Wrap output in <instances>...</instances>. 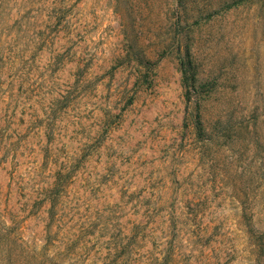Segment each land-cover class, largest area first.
Here are the masks:
<instances>
[{
  "label": "rangeland",
  "instance_id": "obj_1",
  "mask_svg": "<svg viewBox=\"0 0 264 264\" xmlns=\"http://www.w3.org/2000/svg\"><path fill=\"white\" fill-rule=\"evenodd\" d=\"M0 264H264V0H0Z\"/></svg>",
  "mask_w": 264,
  "mask_h": 264
},
{
  "label": "trees",
  "instance_id": "obj_2",
  "mask_svg": "<svg viewBox=\"0 0 264 264\" xmlns=\"http://www.w3.org/2000/svg\"><path fill=\"white\" fill-rule=\"evenodd\" d=\"M183 76H184V78L186 79V77H188L187 75H186V72L185 73H183Z\"/></svg>",
  "mask_w": 264,
  "mask_h": 264
}]
</instances>
